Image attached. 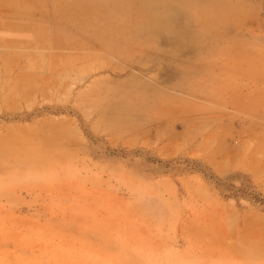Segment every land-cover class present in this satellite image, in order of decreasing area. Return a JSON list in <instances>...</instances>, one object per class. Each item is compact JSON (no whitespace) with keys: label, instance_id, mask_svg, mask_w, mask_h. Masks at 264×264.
Returning <instances> with one entry per match:
<instances>
[{"label":"rangeland","instance_id":"1","mask_svg":"<svg viewBox=\"0 0 264 264\" xmlns=\"http://www.w3.org/2000/svg\"><path fill=\"white\" fill-rule=\"evenodd\" d=\"M20 1L0 0V264H264V0L100 1L107 49L87 6Z\"/></svg>","mask_w":264,"mask_h":264},{"label":"bare ground","instance_id":"2","mask_svg":"<svg viewBox=\"0 0 264 264\" xmlns=\"http://www.w3.org/2000/svg\"><path fill=\"white\" fill-rule=\"evenodd\" d=\"M100 1H105V0H76V4L77 5H84V6L88 7L87 13L85 14L86 18H84V23L82 22L85 25V30L87 31L86 33H88L89 31H92V32L94 31V33L96 35H104L105 37H103L101 45L103 46L104 49H107V48H109L108 46H110L112 44H110L109 41L107 40L108 38H106L104 23H98V21H97V18L103 17V14L98 12V9H100L98 6V3ZM10 2L12 4H15V5L22 4V1H20V0H10ZM130 3H131V0H130ZM76 4H75V0H65L63 3V6H62V10H60V11H62L63 13H66L68 11L63 10V9H67L69 7H77ZM195 5H197V7H198L199 0H190V6L193 7ZM24 7L28 8V9L35 10L34 8H36L37 6H35L31 2L30 3L24 2ZM130 7H131V5H130ZM124 15L119 16V18H118L121 22V27L128 29L131 33L130 35H136V36L137 35H139V36L144 35V33H142V32L136 33L135 31H141L143 29H146L148 20H150L152 18V15L149 14V11L146 8H141V7L136 8L135 6H132L130 11ZM128 17L131 20L127 19ZM154 18L155 17H153V19ZM99 21H100V19H99ZM109 24L110 23H107V25H109ZM112 26L113 25L109 26L110 30H108L109 32H108L107 37L111 36V38L114 40V37L117 36V33L112 28ZM32 28H33L32 30L36 31L37 35H39V37H40L39 39H41L39 41L40 44H45L46 39H47V35H48L47 28L43 27L42 24L33 25ZM34 58H35V61L37 62L38 58H36V57H34ZM9 59H12V58H9ZM13 89H14V94L20 95L19 93H20L21 89H19L18 86L13 87ZM263 99H264V97L261 94H260V96H258L256 98H251L247 103L248 108L251 110L256 109L258 105L259 106L262 105Z\"/></svg>","mask_w":264,"mask_h":264},{"label":"crops","instance_id":"3","mask_svg":"<svg viewBox=\"0 0 264 264\" xmlns=\"http://www.w3.org/2000/svg\"><path fill=\"white\" fill-rule=\"evenodd\" d=\"M31 29H33V28H31ZM0 59H3V58H0ZM5 60V59H4Z\"/></svg>","mask_w":264,"mask_h":264}]
</instances>
